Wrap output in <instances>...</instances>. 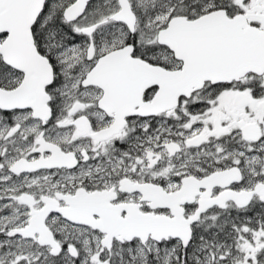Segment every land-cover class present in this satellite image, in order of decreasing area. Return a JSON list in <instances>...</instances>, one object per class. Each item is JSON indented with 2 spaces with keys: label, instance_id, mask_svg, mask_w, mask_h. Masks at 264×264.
<instances>
[{
  "label": "snow or ice",
  "instance_id": "1",
  "mask_svg": "<svg viewBox=\"0 0 264 264\" xmlns=\"http://www.w3.org/2000/svg\"><path fill=\"white\" fill-rule=\"evenodd\" d=\"M0 264H264V0H0Z\"/></svg>",
  "mask_w": 264,
  "mask_h": 264
}]
</instances>
